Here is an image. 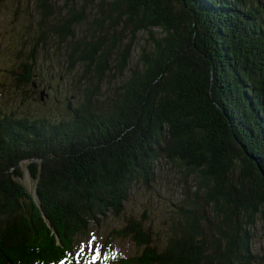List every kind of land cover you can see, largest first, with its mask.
I'll return each mask as SVG.
<instances>
[{"label":"trees","instance_id":"obj_1","mask_svg":"<svg viewBox=\"0 0 264 264\" xmlns=\"http://www.w3.org/2000/svg\"><path fill=\"white\" fill-rule=\"evenodd\" d=\"M58 2L36 0L35 31L25 27L20 69L10 72L25 93L36 88L29 53L51 38L77 71V102L67 97L56 120L0 109V264L71 257L76 238L119 217L131 188L154 180L163 159L194 177L196 191L164 245L137 218L112 231L137 249L116 264H254L264 211V0H104L93 18L88 5L65 0L67 12H57ZM23 162L34 195L18 181Z\"/></svg>","mask_w":264,"mask_h":264},{"label":"rangeland","instance_id":"obj_2","mask_svg":"<svg viewBox=\"0 0 264 264\" xmlns=\"http://www.w3.org/2000/svg\"><path fill=\"white\" fill-rule=\"evenodd\" d=\"M64 1L59 0L57 12L63 10L67 12ZM103 1L71 0L68 5H88L90 7L88 17L93 18L98 11V4L101 5ZM35 4L36 0H4L0 3V109L8 113L14 110L15 115L35 118L42 115L50 120H56L65 115L61 111L64 100L73 96L72 103H76L78 93L77 81L73 80L77 71L67 70L57 42L47 38L48 45L45 48L34 47L29 53L37 61V74H41L34 80L36 88L28 87L26 89L28 93H25L24 87L17 84L10 72L12 69L13 71L20 69L21 60L18 53L22 48L21 36L25 27L30 26L31 30L35 31V23L38 20ZM97 18L99 22L104 21L101 13ZM81 28L84 29L85 25ZM43 31H38L36 35L41 36ZM155 31L161 35L160 31ZM145 36L141 34L140 38L144 39ZM137 42L140 46L141 42L139 40ZM41 77H43V83L40 84ZM43 92L48 95V98L41 102L39 97ZM33 93L35 95L31 100L29 98ZM27 163L20 164L23 177L18 178V181L34 195L35 183L31 180L26 168ZM153 175L154 180L147 183L141 180L131 188L128 199L124 202L123 213L119 217L110 214L106 218H101L98 224L89 225L87 234L78 238L75 246L79 258L89 260L86 261L87 264H111V260L115 258L134 255L137 250L131 240L110 238L111 231L124 226L130 217L143 220L145 226L152 229L155 243L160 246L166 243L168 237L174 234L172 227L178 217L179 208L183 206L186 194L193 196L196 191L197 180L194 177L186 178L181 173L179 165L165 159L155 164ZM253 234L254 264H264V211L257 218ZM106 240L113 241L103 245V241Z\"/></svg>","mask_w":264,"mask_h":264}]
</instances>
